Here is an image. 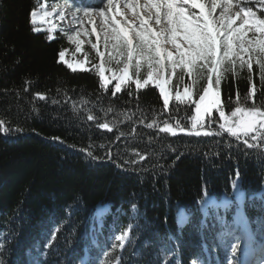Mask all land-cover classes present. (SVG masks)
<instances>
[{
    "label": "trees",
    "instance_id": "obj_1",
    "mask_svg": "<svg viewBox=\"0 0 264 264\" xmlns=\"http://www.w3.org/2000/svg\"><path fill=\"white\" fill-rule=\"evenodd\" d=\"M38 1L0 0V264H78L85 247L87 264H111L117 256L118 264H238L235 209L243 241L264 243V134L237 140L220 128L214 109L195 135L194 105L174 97L190 85L198 100L206 73H166L168 108L156 83L139 89L133 83L144 79L145 66L139 77L130 69L132 79L113 97L116 81L107 92L99 87L95 52L88 70L58 62L60 50L82 56L87 47L76 53L58 30L52 39L34 31L30 13ZM70 1L81 8L85 0ZM224 69L219 91L226 116L236 119V107L264 111L259 67ZM165 126L175 135L161 132ZM245 139L256 147L246 149ZM125 230L121 248L117 236Z\"/></svg>",
    "mask_w": 264,
    "mask_h": 264
},
{
    "label": "snow or ice",
    "instance_id": "obj_2",
    "mask_svg": "<svg viewBox=\"0 0 264 264\" xmlns=\"http://www.w3.org/2000/svg\"><path fill=\"white\" fill-rule=\"evenodd\" d=\"M253 4L259 7L254 10L251 6ZM71 7L72 5H68L69 9ZM126 7L132 13L131 20L117 19L120 9L115 6L114 0H107V3L98 9L76 8L72 13V20H78L80 24V29L68 36V40L75 45L76 53L83 51L85 41L80 38L81 35L97 37L95 43H89L96 49L97 57L101 58L100 63L95 65L101 89L107 92L112 81H116L111 91L115 97L121 92L122 86L132 79L130 69L139 77L141 68L146 65L147 78L143 83L140 78L135 79L133 83L139 89L155 80L163 96V105L168 108L170 96L165 88L166 73L175 72L177 68L187 71L189 76H201L206 73L207 86L202 89L198 100L193 99L194 93L190 85L185 86L183 93L176 92L174 97L181 104L194 105L196 115L192 119V130L195 135H201L197 129L205 127V117L211 121L215 109L219 119L224 121L220 128L225 129L232 137L240 140L242 136L247 138L251 135L252 141L261 139L264 134V111H260L255 105L246 109L236 107L231 112V117L236 119H231L226 116L225 108L221 106L219 86L225 65L229 66L224 69L226 71H234L239 64L241 69L247 68L251 72L255 64L259 67L260 80L264 82V0H239L236 4L233 0H209L207 5L202 0H144L143 4L139 0H127ZM193 9H198V13ZM217 9L220 10L219 14L214 16ZM81 12L83 15L78 16ZM52 14L45 12L38 17L37 12L32 11L31 23L35 25L39 19L40 23H49V31L55 32L56 26L45 19ZM59 16L63 20L65 13L61 11ZM150 21L158 27L154 29ZM86 23L93 25L91 31L84 27ZM33 30L39 31L35 28ZM101 36L108 59L117 64L123 63L119 72L105 68V52L99 50ZM52 38L54 37H49ZM57 59L73 72L82 69L87 63V59L81 61L74 58L70 61L67 59L66 50H60ZM106 71L112 72L110 77L105 75ZM213 85L216 86L215 90ZM255 94L253 84L249 97ZM40 99L44 100L45 97L41 95ZM108 111L113 109L109 108ZM86 118L88 121L96 119L93 115ZM128 118L131 119V115ZM99 127L112 131L108 123H102ZM148 127L152 128L153 125L149 124ZM16 131L20 129L17 128ZM160 131L173 135L176 132L171 126H165ZM123 135L121 133L120 137H116L115 147H119L118 142ZM203 135L211 136V133L204 132ZM243 143L246 149L256 147L254 143H248L247 139ZM103 147L105 146L102 144L101 148ZM87 155L98 159L91 151L87 152ZM216 155L213 153L212 158ZM108 159L114 160L111 151L108 153ZM143 159L141 156V160ZM118 239L123 240L124 236ZM237 247L238 245L233 246V254L236 253Z\"/></svg>",
    "mask_w": 264,
    "mask_h": 264
},
{
    "label": "rangeland",
    "instance_id": "obj_3",
    "mask_svg": "<svg viewBox=\"0 0 264 264\" xmlns=\"http://www.w3.org/2000/svg\"><path fill=\"white\" fill-rule=\"evenodd\" d=\"M139 2L143 4L144 0H139ZM106 3H107V0H103L102 2H98L97 0H95L92 3L89 1V3L82 6V9L83 8H97L98 9L100 7H103L104 4ZM126 3H127V0H114L115 6L120 9V15H117V19H127V20L132 19V13L130 10L127 9ZM68 5H72V2H67L64 0H59L58 2L56 1L46 2L44 0H39L38 4L36 5L33 11L37 12L38 17L42 16L43 13L45 12H52L53 14L49 17H46L45 19L50 21L51 24H54L56 26V29L59 30L60 34L66 35L68 38V36L73 35L75 31L80 29V24L78 23V20L77 21L72 20V13L75 12L76 8L72 5L71 9H69ZM53 10L55 11L53 12ZM61 11L65 13V18L63 20L60 19V16H59ZM219 11L220 10L217 9L216 13H214V16H218ZM77 15L82 16L83 13L81 12ZM109 15H112V13H109ZM97 23H98V19H97ZM237 23H239V21H237ZM150 24L152 25L154 29L158 27L152 21H150ZM92 26H93L92 24H87V23L84 25V27H86L89 31H91ZM49 27H50L49 23H40L39 19L37 20V23L35 24V29H39V31H44L45 29H49ZM48 36L54 37L53 32H49ZM80 38L85 41L84 45H86L87 47L86 52L82 54V56H78V55H75L73 52H69L66 50L67 59H69L70 61L73 60L74 58L77 60H81V61H84L85 59H87V63L84 64V67L78 70H88L91 68V65H92V60L89 56V53L90 52L96 53V49H93L91 47V43H89V41H91L92 43H95L97 37L95 38L94 36L89 37L86 35H81ZM72 45L75 48V45L74 44ZM99 50L102 52H105L104 58H105V63H106L105 64L106 69H111L112 71H117V72H119V70L122 69L123 63L117 64L115 61L108 59V53L104 49V46H103L102 36H101V40L99 44ZM81 53H83V51ZM145 69H147L146 65H145ZM177 69H180V68H177ZM111 74H112L111 71H106L105 73V75L108 77H110ZM146 78H147V74L144 77V79ZM144 79L141 80V83H143ZM155 83L156 81L153 80V81H150L148 85H155ZM225 200L226 199L223 198L221 201H225ZM178 218L179 220L182 219L181 212H179ZM232 220L236 226H239L240 228L242 227L240 213L237 209L234 210V213L232 215ZM122 236H124V239L120 240L121 244L124 243L127 237L125 232L123 233ZM118 237H121V236H117V238ZM235 245H238V250H239V255H240L239 264H264V246H262L261 244H258L256 248L253 249V246H251L249 243L241 239V241L237 242ZM112 264H116V261L112 262ZM190 264H197V263L191 262Z\"/></svg>",
    "mask_w": 264,
    "mask_h": 264
},
{
    "label": "bare ground",
    "instance_id": "obj_4",
    "mask_svg": "<svg viewBox=\"0 0 264 264\" xmlns=\"http://www.w3.org/2000/svg\"><path fill=\"white\" fill-rule=\"evenodd\" d=\"M84 260V259H83Z\"/></svg>",
    "mask_w": 264,
    "mask_h": 264
}]
</instances>
